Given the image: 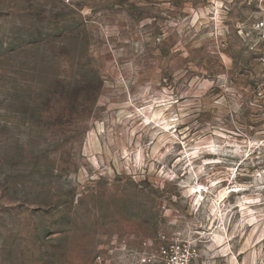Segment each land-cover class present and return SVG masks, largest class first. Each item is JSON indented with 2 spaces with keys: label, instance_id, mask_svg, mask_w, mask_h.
Wrapping results in <instances>:
<instances>
[{
  "label": "rangeland",
  "instance_id": "rangeland-1",
  "mask_svg": "<svg viewBox=\"0 0 264 264\" xmlns=\"http://www.w3.org/2000/svg\"><path fill=\"white\" fill-rule=\"evenodd\" d=\"M258 4L0 0V264H264Z\"/></svg>",
  "mask_w": 264,
  "mask_h": 264
},
{
  "label": "built area",
  "instance_id": "built-area-1",
  "mask_svg": "<svg viewBox=\"0 0 264 264\" xmlns=\"http://www.w3.org/2000/svg\"><path fill=\"white\" fill-rule=\"evenodd\" d=\"M257 9L259 16L252 22L250 30L255 35L260 59L264 64V0H259ZM159 239L162 243L154 250L143 252L129 250L125 264H227L222 261L215 263L208 245L192 241L181 232L174 233L171 237L160 234Z\"/></svg>",
  "mask_w": 264,
  "mask_h": 264
}]
</instances>
